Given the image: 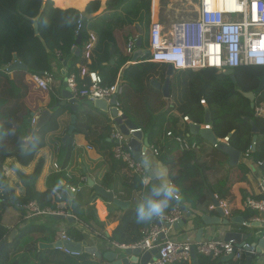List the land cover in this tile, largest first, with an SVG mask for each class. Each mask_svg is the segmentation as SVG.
<instances>
[{
  "label": "trees",
  "instance_id": "16d2710c",
  "mask_svg": "<svg viewBox=\"0 0 264 264\" xmlns=\"http://www.w3.org/2000/svg\"><path fill=\"white\" fill-rule=\"evenodd\" d=\"M101 1L0 0V194H2L0 196V244L11 232L2 224L5 209L12 206L23 214V207L30 202H35L40 208L50 209H56L57 204L61 202L70 203L67 206V212L75 218L76 224L70 225L66 230L67 235L73 242L85 243L87 247L94 246L99 240H107L118 245L135 244L142 239L143 232L154 220L137 222L135 210L150 194L152 185L144 186L140 174L128 170L124 163L113 158L111 152L113 143L107 142L111 134L109 119L105 113L93 108L86 101H78L77 109L73 113L76 116L74 131L67 144L63 146V165H61L60 172H55L56 174L50 176L48 189L39 193L35 188L41 173V165H37L34 172L28 176L16 171L19 183L23 188L22 195L16 196L14 189L9 187L3 171L5 161L14 158L21 165L27 164L32 159L33 154L46 145L47 136L57 132L60 128L58 119L65 112L64 107H61L51 116L49 122L37 132L30 146L25 148V140L32 134L30 129L31 112L24 104V99L28 94V87L24 83L25 76L49 71L56 50L62 53L64 62L69 59L67 72L74 73L78 80L80 71L76 68V64L82 62L88 71L96 72L101 77L103 86L113 85L121 73L128 90L135 96L143 95V109L139 107V109L132 111L130 105L125 102L122 103L123 92L117 98L119 110L126 119L148 136L150 146L157 149L156 160L167 166L170 178L179 187V194L193 209H196L195 202L191 201L189 196L185 194L186 190L199 191L204 189L210 194L213 192L205 184L202 171L194 164L193 153L183 155L192 157L195 178L183 182L180 173L178 174L180 161L173 156L178 147L173 140L166 137V133L171 132L174 135L185 133L191 141L197 143L201 139L190 134L188 124L184 125L183 131L175 129L177 120L171 116L173 111H176L180 118L187 117L190 122L202 125L205 108L200 105V101L204 100L207 109L210 111V126L215 137L217 139L228 137L229 146L240 152L241 155H244L252 146L253 134L249 123L252 121L258 129V135L255 151L250 153V157L255 162L263 163L261 171L264 177V117H256L254 109L250 108L249 100L236 91L239 89L243 93H248L255 90L259 79L264 74V68L244 67L237 69L235 71V83H232L229 77L218 75L217 71L212 69L178 71L175 76L176 82L171 84L169 92L171 96L174 92L177 93V96L173 98L172 106L169 107L164 101L155 102L152 97L146 96V92L148 90L156 91L149 81L156 65L150 62H141L126 66L130 57L118 50L114 36L115 26L119 22L125 23L129 27H133L135 23H143L145 28H149L150 0H105V2L107 1L105 12L108 15H98L87 21L84 30L80 31V44L77 45L75 31L78 22L82 23L84 20L79 8H85L86 14H96ZM42 5H44V9H42ZM34 24H37V33L34 31ZM89 30L93 31L96 43L90 63L86 65L83 52L84 45L89 38ZM146 38L147 34L141 46L143 49L146 47ZM76 50H79L78 56L75 55ZM15 58L26 66L27 71L17 70L9 77L5 68L11 65ZM147 59L148 56L146 55L145 60L147 61ZM163 76L164 72L160 77ZM244 76L249 77V79L243 81ZM145 82L148 85H144ZM54 87L55 81L51 89ZM50 97V106L52 107L57 102V98L54 94H50ZM254 103L255 107L264 105V90L255 96ZM68 111L71 112V110ZM246 118L248 121L245 120ZM167 123L169 126L165 128ZM77 134L84 135L92 147L95 143L97 151L109 160L111 171L126 170L127 174L123 176V189L121 190L125 198H128L132 192L140 195L136 205L124 212L119 225L110 237L104 232V223L99 220L94 208V201L98 197L94 195L92 205L85 208L82 196L78 193V190L85 185V180L78 184L74 176L68 174L70 177L67 178L66 172H64L69 154L73 149L72 140ZM159 134L164 137L162 143L155 142V138ZM214 152L218 153L216 150ZM238 170L242 175L248 172L242 164L238 166ZM104 179H110V175H106ZM178 179L184 184H181ZM63 182L65 184L61 185ZM101 185L104 189L115 192V188ZM69 188H73L74 192L70 193ZM52 189H57L60 192L61 200H57L52 195ZM222 197L223 195L220 193L219 198ZM246 197L244 196L243 199ZM252 198L260 200L264 199V196ZM176 204L177 201H173L164 215L170 213ZM232 215H238L247 221L256 216V213L249 211L239 213L232 209ZM35 232H42L45 237L35 240L31 237L32 233ZM54 235V229L42 226L29 225L19 229L15 239L11 243H6L1 250L0 264H101L103 261V259L92 261L91 255L85 252L78 257H72L55 249H41L39 247L41 242H45L47 245L52 244ZM101 253L104 254V251ZM198 264L214 263L198 256Z\"/></svg>",
  "mask_w": 264,
  "mask_h": 264
},
{
  "label": "built area",
  "instance_id": "2783aa9c",
  "mask_svg": "<svg viewBox=\"0 0 264 264\" xmlns=\"http://www.w3.org/2000/svg\"><path fill=\"white\" fill-rule=\"evenodd\" d=\"M196 11L193 13L191 22H181L174 18L167 25L157 22L151 25L150 37L152 34L158 37L161 48L165 51H157L155 55L158 61L169 59L172 62L174 71L186 69L188 71H198L212 69L215 71H226L241 69L244 67L264 68V0H194ZM153 10V0L151 4ZM184 10H190L188 8ZM188 12V11H187ZM151 20L153 15L150 13ZM81 22H78L75 36L80 35ZM160 31L163 33L160 35ZM138 37L130 40L126 46V54L130 56L135 50V44ZM151 40V39H150ZM96 38L89 34V38L84 45L83 59L86 65L90 63L92 51ZM74 49V48H73ZM75 51V50H74ZM64 63L63 55L60 51L54 52L53 62ZM49 71L41 74H30L28 83L41 92H49L55 81L54 66ZM127 65H134L135 62L129 60ZM117 76L113 85L103 86L101 77L93 71H88L84 66L77 76L74 73L65 74L66 88L71 99L77 101H86L93 105L96 101L110 102L112 98L116 99L115 108L118 116H121L117 98L123 93L121 81ZM87 80V82H84ZM200 105L206 107L204 100ZM41 114L35 113L30 119V128H35L37 117ZM256 117H264V105L254 107ZM111 116V115H110ZM112 118V117H111ZM113 121V118L111 119ZM183 123H192L187 117L182 118ZM204 129H211L210 125H203ZM141 132L140 129L129 130V135L121 134L118 127L111 129L109 141L113 143V154L117 160L127 164V167L137 174H144L145 169L142 161L145 155H157V149L149 146L144 151H140L139 162L133 159L132 152L127 148L132 134ZM166 137L173 140L180 152L194 153L199 149L195 141H191L185 133L174 135L171 132L166 133ZM220 142L228 144V137L218 139ZM75 146V142L72 143ZM127 148V149H126ZM215 149V146H213ZM92 148L86 146V150ZM251 147L245 152L243 163L250 160ZM257 168L262 169V162H255ZM55 172H60V167L53 164ZM66 177L70 176L66 173ZM258 187L264 195V177L261 176ZM73 193L74 189L69 188ZM52 195L61 200V194L57 189L51 190ZM67 204L64 202L56 209L40 208L35 202H30L23 207L26 215L25 219L34 217H56L61 216L64 219L74 217L67 212ZM241 213L255 212L256 216L243 220L241 224H235L231 233L243 236L244 230H256L253 225H260L264 230V199L256 200L247 197L241 202ZM212 210L213 206L210 207ZM226 217V214L224 213ZM183 218L180 207H175L170 213L162 218H157L159 225L152 224L144 232L142 239L132 245H118L121 250L138 249L141 253H149L157 250V258L149 261L147 264H187L191 262V251L195 255L205 258L211 262L222 260V258L231 256L233 264H239L247 260L246 255L251 256V261L255 264H264V250L261 255L256 253V243H251L247 239L225 241L222 237H214L199 242L177 241L171 239L169 233L173 225ZM66 221V220H65ZM169 225L170 227H167ZM64 242H73L67 235L66 229L60 223L57 228L53 249L63 252L72 257H78L80 253L71 252L64 248ZM60 244L59 246H56ZM251 263V262H250Z\"/></svg>",
  "mask_w": 264,
  "mask_h": 264
},
{
  "label": "crops",
  "instance_id": "0c3cea01",
  "mask_svg": "<svg viewBox=\"0 0 264 264\" xmlns=\"http://www.w3.org/2000/svg\"><path fill=\"white\" fill-rule=\"evenodd\" d=\"M106 2L103 4H100L99 12L94 14V17L98 15H102V14L108 15V13L105 12ZM151 4H152V0H150L149 10L151 8ZM150 13L153 15V10H150ZM150 24H153V18L150 21ZM136 26H137V23H135L133 27H129V26H126L125 23L122 24L121 22H119V24H116L115 26L114 36L117 42L118 50L124 55H127L126 46L130 40H134L136 37H138L137 41L140 40V44L142 46L144 39H142L141 36L139 35L140 33L139 30L137 32L138 35L137 33H135L134 29H136ZM92 32H93L92 30H89V34L94 35ZM141 49L143 50V54L140 57L137 56L138 60L137 62H135V64L141 63V62H147L145 60L146 49L145 48L143 49L142 47ZM133 53L129 56L130 57L129 60H131L132 62H133ZM68 65L69 63L65 65L64 63H60V62H54L52 64V66H54L55 87L53 89H50L49 92H41L38 89L34 88L28 83V77L30 74L25 76L24 83L28 87V94L24 99V104L28 108V110L31 112V118L33 114L35 113L38 114L45 109H50L56 103H60L63 101V97H62L63 82L65 80V74H68L67 72ZM154 65L156 66H154L152 70V77L149 78V81L151 82L150 83L151 86L156 90L155 91L156 93L154 91L152 92L148 90L146 92L147 93L146 96L148 98L152 97L155 102L164 101L167 103L169 107H171L173 98L177 96V93L174 92L172 96L169 93V98L166 99L163 96L161 90L157 88V85H160V86L163 85L167 78V66L158 65V64H154ZM8 67L5 68L6 71ZM83 67L84 65L82 64V62H79L76 64V68L79 71ZM15 71H11V72L7 71L9 73V77ZM163 72H164V76L161 78L160 75ZM176 73H178V71H174L173 76L170 77L169 92H170L171 84L173 82L174 83L176 82V78H175ZM119 75H120L119 79L121 81V85H122L123 92H124L122 103L125 102L126 104L130 105V108L132 111L135 109H139V107L143 109L142 107V99H143L142 96L143 95H139V96L133 95L132 92H130L128 88L125 86V83L121 77L122 74L119 73ZM144 85H148L147 82H145ZM50 94H54L55 98H57V102L52 107L50 106L51 104ZM64 101L68 103V100L64 99ZM92 107L94 108L93 105ZM64 108H65V112L58 119L59 125H60L59 130L47 136L46 145L43 148L36 151L31 157L32 159L27 164L21 165L14 158H10L5 161V165L3 167L4 176L8 181L9 187L14 189V193L16 196H20L23 194V188L21 187L19 183V179L17 177L16 171L20 172L23 175L28 176L34 172L37 165H41V173L37 180L35 188L37 192L43 193L49 187L50 176L56 174L53 169V164H57L60 168H61V165H63V162H64L63 146L67 144L70 138L65 143H62V139L67 134V129H68V126L70 125V116L73 115L72 111L70 112L68 111L69 109H67L66 107ZM204 108H207V106ZM111 109H112V106H108L106 112L101 111V110L100 111L105 113V115H107V118L109 119V125L111 126V129L113 130L117 126L111 120L112 119L110 116ZM171 116L177 120L175 129L183 131L185 123H183L182 118L179 117L176 111H173L171 113ZM168 124L169 123L165 124V128L169 126ZM203 125L204 124L200 125V128H202ZM30 129L32 133L35 130V128L33 129L30 128ZM142 134H143V137L139 142L143 148L144 139L145 138L147 139L148 144H149V141H148V136L145 133H142ZM31 136L29 138H31ZM163 139H164L163 135L159 134L155 138V142L162 143ZM72 142L73 143L75 142L76 145L73 146L72 144L73 149L71 153L69 154L68 162H67V165L65 166L64 172H66L69 175L74 176V178L77 179L78 184L82 180H85V173H86L92 178L95 184H97L102 189L104 188L101 184L108 185L109 188H115L114 191L116 193L113 192V190L104 189L105 191L112 192L115 199H117L118 201L129 203L128 209L120 210L118 207H115L107 203L106 201L101 200L100 198L94 201V208L97 212V216L99 220L104 223V232L107 234L108 237H110L114 229L119 225L124 215V212H126L129 209H132L136 205L138 199L140 198V195H138V193L132 192V194L128 196V198L124 197V194L121 190L123 189L122 188L123 176L127 174L126 170L121 169L117 171H114V170L111 171L109 160L105 158L104 156H102L101 153L97 151L95 143L93 144L94 146L92 147L90 145V142L87 141L86 137L84 135H79V134L74 136V139L72 140ZM107 142H110L109 138L107 139ZM198 145H199V149L193 153L194 164H196V166L202 171L205 184L212 189L213 193L210 194L204 189H201L199 191H194L192 189L186 190L185 194L189 196L191 201L195 202L196 209H193L191 205L185 200V198L182 195H180V199L177 201V204L175 207H180V209L182 210L183 218L181 221H183L184 223L181 226L179 225L177 228L171 229L169 233V236L171 237V239L177 240V241L199 242V241L208 240L214 237L223 238V235L225 232L231 231L232 228L236 226L235 225L236 223H233L232 220L236 217H240L238 215H232V209L241 213V207H240L241 202L245 200L247 197L264 196L262 195L258 187L259 180L263 174H262L261 169L256 167L255 161L250 159V160L245 161V164H244L243 157H242L243 155L240 156L238 166L242 164L248 170V172L245 175H242L238 170V166L235 168L229 167L228 158L224 154L218 152L217 150L216 151L218 153L216 154L214 152L215 149L208 142L201 139ZM86 146H90L92 149L88 151L86 150ZM113 148L114 146H112V151H111L112 154H113ZM183 154L185 153L180 152L179 149L177 148V151L173 153V156L180 161L178 174L180 173V178L182 179L183 182H186L187 180L194 179L196 174H195V170L192 167V163H193L191 161L192 157L191 156L185 157ZM148 155L151 156L154 160H156V156L152 154H148ZM113 158L117 160L114 157V154H113ZM124 164L127 167V164L126 163ZM127 169L129 170L128 167ZM106 175L108 176L110 175V179L108 180L104 179ZM140 175L142 176L143 185L147 186L148 184H145L143 182L146 172ZM62 184L64 185L65 182L61 183V185ZM181 184H184V183L181 182ZM78 193L81 194L82 196V200L85 205V208H87L89 205H92V197L96 194H94V192L89 187H87L86 183L84 186H82L78 190ZM220 193L223 195L222 198H219ZM0 196H2V194H0ZM244 196H247V197L243 199ZM213 197H215L217 202L219 203V208L226 214V217L224 216L222 220L228 221L229 224L225 227L220 226L218 228L215 227L213 229L204 228L205 230L201 236V239L199 241H196V234L198 232V229L203 228L201 217L204 215H208L210 217H218V213L216 212V210L215 209L212 210L210 208L213 206V199H212ZM63 203L64 202L57 204L56 208L60 207ZM65 203L67 204V206L70 204L67 202ZM25 215H26L25 211L22 214L20 210H17L15 207L9 206L5 209L4 214L2 216V224L7 229L9 230L14 229L16 232H18L19 229L29 226V225L42 226V227H46L49 229H54L55 234H56L57 228L60 225V223L64 226L66 230L70 227V225L76 224L75 218L73 219L74 222L70 224L65 220L56 221L51 217H34V218L26 220ZM155 220H157V218L154 219L153 222H151L147 226V228L150 225L155 224L154 222ZM247 230L249 232L244 231L243 236L251 235L250 238H246V239L251 243L257 244L260 237L256 241H253L252 237H253L254 232L251 233V231H254V230L253 229H247ZM16 236L17 234L15 235V237ZM31 237L36 240L38 238L39 239L44 238L45 234L42 232H35V233H32ZM54 239H55V235H54ZM40 244H47V243L41 242ZM95 246H97L96 249L100 254H102L101 253L102 251H104V254L111 253V252L120 253L121 251H123L118 246H116V243H111V242H108L107 240H99L92 247H95ZM195 256H196L195 258L196 263L198 264V256L197 255ZM91 257H92L91 259L92 261L98 260L94 258V256L92 255ZM202 259L207 260L205 258H202ZM212 263L214 264H227V263L233 264L231 261L223 262L222 260L214 261ZM101 264H106L105 260H103ZM187 264H193L192 258H191V262ZM239 264H246V260ZM250 264H255V261L252 260Z\"/></svg>",
  "mask_w": 264,
  "mask_h": 264
},
{
  "label": "water",
  "instance_id": "95a60500",
  "mask_svg": "<svg viewBox=\"0 0 264 264\" xmlns=\"http://www.w3.org/2000/svg\"><path fill=\"white\" fill-rule=\"evenodd\" d=\"M42 9H44V5H42ZM81 15L84 17V20L81 24V30H80L82 32L84 30L85 23L87 21L94 19L96 16L94 17V14H86L85 11ZM34 31H35V33H37V24H34ZM76 44L77 45L80 44V35L77 36V38H76ZM135 46H136V50L133 53V62H137V60H138L137 56L140 57L143 54V50L141 49L140 40H138L136 42ZM75 55L76 56L79 55V50H76ZM68 61H69V59H67L64 62V64L66 65ZM15 70L27 71V68H26V66H24L21 62H19L15 58L13 64H11L7 68V71L11 72V71H15ZM173 74H174V71H173L172 66L167 65V78H166L163 85H161V86L157 85V88L161 90L163 96L166 99L169 98V80H170V77L173 76ZM217 74L229 77L230 80L232 81V83L236 82L235 71H233V70H226L223 72L217 71ZM263 90H264V76L259 80V84L255 90H253L252 92H248V93H243L242 91L239 90V93H241L244 98L249 100L250 108L254 109V107H255V103H254L255 96ZM62 97H63L62 102L56 103L52 108L45 109L41 112L40 116L37 119V125L35 127V130L32 133L31 138L27 139L25 142V148H28V146L31 144L34 137L36 136L37 132L40 129H42L49 122V120L51 119V116L54 113H56L61 107H66L67 109L71 110L73 113L76 111L78 101L71 99V95H70L68 89L66 88L65 80L63 82ZM64 99L68 100V103H66L64 101ZM115 102H116V99L112 98L110 102L96 101L93 104V106L96 109H99L101 111L106 112L108 106H114ZM110 112H111L110 113L111 117L113 118V122L118 127L121 134L128 136L129 130L137 129V127L130 120L126 119L125 116H123V115L118 116V111L115 108H112L110 110ZM245 120L248 121L247 118ZM75 122H76V116L73 114L70 116V125L68 126L67 134L62 139V143H65L70 138V136L72 135L74 128H75ZM249 123L251 126V132L253 134L251 152H254L255 151V144L257 142L258 129L256 128L255 124L252 121H250ZM203 124L204 125H210V111L207 108H205V116H204ZM188 128H189L190 134H192L194 136H199L202 140L208 142L212 147L215 146V150L224 154L228 158V166L229 167L235 168L238 166L239 159L241 156L240 152L232 149L229 146V144H227L225 142L218 141V139L215 137L212 129L200 128V125L195 124V123H189ZM142 137H143V134L141 132L133 133L132 139L130 140L128 147H127L133 153L132 156L136 162H139V160H140L139 159L140 151H144L146 148L149 147L147 139L145 138L144 143H143V148H142V146L140 145V142H139L142 139ZM85 181H86L87 187H89L94 192V194H96L97 197L100 198L101 200L106 201L107 203H109L115 207H118L120 210L128 209V207H129L128 202H122V201H118L117 199H115L112 192L105 191L104 189L99 187L97 184H95V182L92 180V178L86 173H85ZM212 199H213V208L218 213V217H210L208 215H204L201 217L203 228L198 229V232L196 234V241H199L201 239V236L205 230L204 228H212L213 229L215 227L218 228L220 226L225 227L229 224L228 221L222 220L224 218V212L219 208V203L217 202L216 198L213 197ZM53 219L56 221L66 220L70 224L74 222L73 218H70V217L64 219L61 216H56V217H53ZM154 222H155V224L159 225V222L157 220H155ZM232 222L236 223V224H241L243 222V220L240 217H236L232 220ZM183 223H184L183 221H178L177 223H175L173 225V228H177L179 225L180 226L183 225ZM167 227H170V226L167 225ZM253 227L255 229H262L263 228V227H260V225H258V224L253 225ZM16 234H17V232L14 229L11 230L9 235L6 237L5 241L0 244V253H1V250L3 249V247L5 246L6 243H11L13 241ZM250 237H251V235L241 236L239 234H235V233H231V232H225L223 235V239L225 241H229V240L234 239L237 242H239L241 239L245 240L246 238H250ZM59 245L60 244H57L56 246H59ZM63 246H64V248L68 249L71 252H75V253L85 252L89 255L94 256V258H96L98 260L103 259V260H105L106 264H147L149 261H153L157 258V250H152L149 253H141L140 250H138V249H133V250L132 249H126V250L121 251L120 253L111 252V253L100 254L97 251L96 247H87L85 245V243L64 242ZM39 247L41 249H53L55 246H52L50 244H48V245L47 244H40ZM256 248H257L256 253L258 255H261L263 250H264V230H263L262 235L260 236V239L258 240V242L256 244ZM191 258L193 260V264H197L196 260H195L196 256H195L193 249L191 251ZM246 258H247L246 264H250L251 256L246 255ZM230 260H231V256L222 258L223 262L224 261H230Z\"/></svg>",
  "mask_w": 264,
  "mask_h": 264
},
{
  "label": "clouds",
  "instance_id": "9594fccd",
  "mask_svg": "<svg viewBox=\"0 0 264 264\" xmlns=\"http://www.w3.org/2000/svg\"><path fill=\"white\" fill-rule=\"evenodd\" d=\"M153 24H150L146 38L145 49L146 55L148 56L147 62L164 66H172V62L169 59L161 62L157 60L155 52L165 50L161 48L158 37L155 38L153 34L152 37H150V28ZM162 33L163 32L160 31L159 34L161 35ZM179 71L188 70L182 69ZM142 166L146 172L143 182L145 184H151L152 186L150 194L137 206L135 210L136 220L138 223L162 218L166 210L170 207V204L173 201H178L180 199L179 187L170 178L169 170L164 163L154 160L151 156L146 154L143 158Z\"/></svg>",
  "mask_w": 264,
  "mask_h": 264
},
{
  "label": "rangeland",
  "instance_id": "374dc122",
  "mask_svg": "<svg viewBox=\"0 0 264 264\" xmlns=\"http://www.w3.org/2000/svg\"><path fill=\"white\" fill-rule=\"evenodd\" d=\"M42 1L45 2V1H48V0H42ZM102 1H101V3H102ZM176 2L178 4H176ZM157 3H158V7L156 9V0H153V23H156L157 20H158V22H160L162 25H167L168 19L169 18H173L174 16H184V17L188 16L191 13H188L184 9H186V8L192 9V5H190L191 3L193 5H195V1L194 0H157ZM165 6H167V7H165ZM99 7H100V5H99ZM171 8H172V10L169 11V9H171ZM150 10H151V8H150ZM150 10H149V12H150ZM182 10H184V11H182ZM98 12H99V10H98ZM150 19H151V17H150ZM150 19H149V23L151 21ZM137 27L134 30L135 33H137L138 30H139V32H140L139 35L141 36V38L145 39V36H146V34L148 32V28H145V25L143 23L137 24ZM137 35H138V33H137ZM244 231L246 232L248 230H244ZM252 232H254L252 240L256 241L262 235L263 230L262 229H256L255 231H251V233ZM227 264H229V263H227Z\"/></svg>",
  "mask_w": 264,
  "mask_h": 264
},
{
  "label": "bare ground",
  "instance_id": "6f19581e",
  "mask_svg": "<svg viewBox=\"0 0 264 264\" xmlns=\"http://www.w3.org/2000/svg\"><path fill=\"white\" fill-rule=\"evenodd\" d=\"M103 3H105V0H103L102 1V3L101 4H103ZM185 3V2H184ZM176 4H178L177 2H176ZM190 5H192V9H190V10H186V11H188V13H191V14H189L188 16H174L173 18H169L168 19V23L169 22H172V20L174 19V18H177V20H179V21H181V22H191L192 20H193V13H195V11H196V4L195 5H193L192 3L190 4ZM157 7H158V3H157V0H156V9H157ZM165 7H167V6H165ZM173 8V7H172ZM172 8L171 9H169V11H171L172 10ZM85 9V8H84ZM84 9L82 8V7H80L79 8V11H80V13H83L84 12ZM157 11V10H156ZM182 11H184V10H182ZM164 13V12H163ZM160 14V13H159ZM165 15V14H164ZM157 16V15H156ZM159 16V15H158Z\"/></svg>",
  "mask_w": 264,
  "mask_h": 264
},
{
  "label": "flooded vegetation",
  "instance_id": "af4514ba",
  "mask_svg": "<svg viewBox=\"0 0 264 264\" xmlns=\"http://www.w3.org/2000/svg\"><path fill=\"white\" fill-rule=\"evenodd\" d=\"M263 76H264V74L261 76V78H262ZM241 79H242V78H241ZM248 79H249V77L244 76L242 80H243V81H244V80L247 81ZM259 80H260V79H259ZM258 84H259V83H258ZM236 91L239 92V89H236Z\"/></svg>",
  "mask_w": 264,
  "mask_h": 264
}]
</instances>
